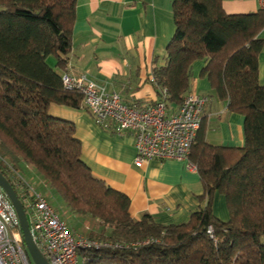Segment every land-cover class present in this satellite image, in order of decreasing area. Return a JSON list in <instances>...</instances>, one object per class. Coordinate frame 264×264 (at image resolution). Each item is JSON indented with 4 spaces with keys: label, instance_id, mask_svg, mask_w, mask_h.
<instances>
[{
    "label": "trees",
    "instance_id": "16d2710c",
    "mask_svg": "<svg viewBox=\"0 0 264 264\" xmlns=\"http://www.w3.org/2000/svg\"><path fill=\"white\" fill-rule=\"evenodd\" d=\"M77 1L0 0V171L24 202L9 164L32 165L70 210L98 220L87 236L105 244L80 248L83 264H264V8L228 13L223 0H174L165 64L152 69L158 97L174 112L190 93L193 63L207 59L201 76L244 116L245 142L212 144L199 130L190 158L206 203L186 222L163 224L148 213L135 218L130 198L83 160L76 124L50 112L53 103L88 109L83 93L65 88L48 63L51 55L61 70L69 63ZM216 193L228 220L213 211Z\"/></svg>",
    "mask_w": 264,
    "mask_h": 264
},
{
    "label": "crops",
    "instance_id": "0c3cea01",
    "mask_svg": "<svg viewBox=\"0 0 264 264\" xmlns=\"http://www.w3.org/2000/svg\"><path fill=\"white\" fill-rule=\"evenodd\" d=\"M173 3L174 0H78L69 63L64 70L56 64L53 67L62 74H85L118 92L127 104L140 108L154 104L159 97L150 79L153 67L165 64L167 46L176 29ZM223 5L228 13H250L262 8V0H223ZM259 37L264 39V28ZM206 63L207 59L197 60L192 67L190 93L208 97L199 130L209 143L243 146L244 116L230 111L228 100L220 99L209 79L201 76ZM259 81L264 85V47L259 54ZM50 112L76 124L83 160L95 175L130 198L135 218L148 213L159 223H181L205 205L200 199L204 192L200 175L197 170H189L184 161L153 159L137 167L132 132L116 135L113 125L97 124L85 107L53 103ZM20 169L35 187L48 186L32 165L21 163ZM54 198L63 209L64 216L57 211L62 220L75 234H83L76 225L84 223L88 216L73 212L55 194ZM213 211L220 219H229L222 194H215Z\"/></svg>",
    "mask_w": 264,
    "mask_h": 264
},
{
    "label": "built area",
    "instance_id": "2783aa9c",
    "mask_svg": "<svg viewBox=\"0 0 264 264\" xmlns=\"http://www.w3.org/2000/svg\"><path fill=\"white\" fill-rule=\"evenodd\" d=\"M264 8V0H262ZM67 89L84 95V104L95 122L113 125L116 135L130 131L136 142L135 165L149 160L184 161L189 170H197L191 160V148L202 124V111L208 97L189 93L178 108L170 113L165 98L144 108L127 104L116 91L109 90L87 75L62 74ZM154 81V77H151ZM165 97L167 91H164ZM21 184L24 207L33 238L48 264H78L80 248L105 244L84 234H75L62 220L47 196L35 188L19 169L9 164ZM30 215V218L29 216ZM209 233L213 227L209 226ZM0 264H34L24 243L20 218L12 200L0 185Z\"/></svg>",
    "mask_w": 264,
    "mask_h": 264
},
{
    "label": "water",
    "instance_id": "95a60500",
    "mask_svg": "<svg viewBox=\"0 0 264 264\" xmlns=\"http://www.w3.org/2000/svg\"><path fill=\"white\" fill-rule=\"evenodd\" d=\"M0 185L4 188L9 198L12 200L18 216L21 221L24 243L26 249L34 264H48L47 259L42 254L41 250L37 246L30 228V224L27 217V212L22 200L20 199L15 187L11 184L6 175L0 171Z\"/></svg>",
    "mask_w": 264,
    "mask_h": 264
},
{
    "label": "rangeland",
    "instance_id": "374dc122",
    "mask_svg": "<svg viewBox=\"0 0 264 264\" xmlns=\"http://www.w3.org/2000/svg\"><path fill=\"white\" fill-rule=\"evenodd\" d=\"M48 63L51 66H55L56 64V59L53 55L49 56L48 58ZM19 171H21V169L19 168ZM38 171V170H37ZM22 172V171H21ZM47 183V182H46ZM35 187V185H34ZM40 188L37 187L38 190H40L42 193H44L47 196V199L49 200V202L51 204H53L55 206V209L62 215H63V209L61 208V206L59 205V203L56 202L55 198H54V193L52 191V188L48 185V186H39ZM36 188V187H35ZM30 218V215H28ZM88 219L84 220V223H82L80 221V223L76 225L77 229H79V231H82V233L84 235H87L89 232H95V230L99 229V224L98 222L95 221L94 218L92 217H87ZM75 227V226H74ZM70 228V226H69ZM82 229V230H81ZM78 264H83L82 263V259L79 257V261Z\"/></svg>",
    "mask_w": 264,
    "mask_h": 264
}]
</instances>
